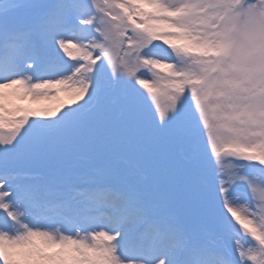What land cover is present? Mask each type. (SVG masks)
<instances>
[{"label":"snow or ice","instance_id":"obj_1","mask_svg":"<svg viewBox=\"0 0 264 264\" xmlns=\"http://www.w3.org/2000/svg\"><path fill=\"white\" fill-rule=\"evenodd\" d=\"M0 264H264V0H0Z\"/></svg>","mask_w":264,"mask_h":264}]
</instances>
